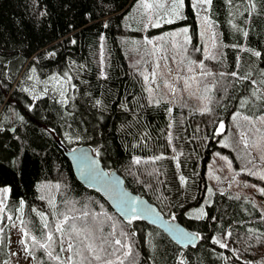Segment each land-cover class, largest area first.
Masks as SVG:
<instances>
[{"label": "trees", "instance_id": "obj_1", "mask_svg": "<svg viewBox=\"0 0 264 264\" xmlns=\"http://www.w3.org/2000/svg\"><path fill=\"white\" fill-rule=\"evenodd\" d=\"M135 1L0 0V189H9L0 264L10 256L12 218L33 264H264V198L244 191L247 181L249 188L259 182L248 156L236 161L243 170L226 187L214 185L207 196L219 125L236 119L248 131L264 115V0H212L216 56L206 60V91L185 84L187 95L160 102L120 40ZM188 94L204 98L202 108ZM80 145L166 218L198 234L197 246L180 247L156 226L123 219L84 186L66 156ZM49 233L51 247H41ZM61 241L81 254L67 257ZM88 243L106 250L101 259L84 250Z\"/></svg>", "mask_w": 264, "mask_h": 264}, {"label": "rangeland", "instance_id": "obj_2", "mask_svg": "<svg viewBox=\"0 0 264 264\" xmlns=\"http://www.w3.org/2000/svg\"><path fill=\"white\" fill-rule=\"evenodd\" d=\"M189 1L194 17L186 13V0H136L125 15L123 25L128 32L120 37L123 51L129 64L140 67L147 75V90L155 102L187 95L185 84L198 83L201 92L206 91L207 83L203 78L210 71L206 60L216 56L215 28L208 15L209 5L204 4L203 0ZM173 5L178 7L174 9ZM169 20L172 22L168 23ZM157 23L159 26H155ZM188 95L190 101L195 104L198 101V107L202 108L203 104L199 101L204 98L197 100ZM254 124L248 126V131H243L238 128L236 119H232L228 127L225 123L223 128L219 127L222 133L218 140L220 148L214 151L207 170L208 197L214 185L226 187L227 183L223 181L234 179L243 170L244 166L236 165L243 155L251 161L250 170L253 172L250 173L259 180L256 187L251 188L247 181L244 191L250 196L254 193L262 195L264 115L256 118ZM8 195V187L0 189V228ZM7 229L10 256L6 264H33L18 218H12ZM65 252L68 257L66 247Z\"/></svg>", "mask_w": 264, "mask_h": 264}, {"label": "water", "instance_id": "obj_3", "mask_svg": "<svg viewBox=\"0 0 264 264\" xmlns=\"http://www.w3.org/2000/svg\"><path fill=\"white\" fill-rule=\"evenodd\" d=\"M66 156L77 179L84 186L99 192L123 219L138 218L156 226L180 247L197 246L200 240L198 234L180 222L166 218L148 198L129 190L124 178L115 170H107L91 146L80 145L66 150Z\"/></svg>", "mask_w": 264, "mask_h": 264}, {"label": "snow or ice", "instance_id": "obj_4", "mask_svg": "<svg viewBox=\"0 0 264 264\" xmlns=\"http://www.w3.org/2000/svg\"><path fill=\"white\" fill-rule=\"evenodd\" d=\"M181 2H182V0H181ZM203 3H204V4H207V5L210 6L211 3H212V0H203ZM147 7H151V5H147ZM176 7H178V5H173V8H174V9H175ZM252 7H255V5H252ZM167 22H168V23H171L172 21L169 20V21H167ZM104 26L107 27V24H105ZM155 26H159V24L157 23ZM244 34L247 35V33H244ZM72 42L74 43V41H72ZM252 54H253L254 56H256L257 58L261 56V53H260L259 51H255V52H253ZM48 55H54V53H50V54H48ZM233 75L235 76L236 74L233 73ZM238 79H248V77H247V76H245V77H238ZM253 83H255V82H253ZM260 83L264 84V81H261ZM253 95H256V92H255V91L253 92ZM258 98H259V97H258ZM205 110H206V111H210V109H205ZM245 119H247V117H245ZM219 127H220V128H223L224 126H223V124L221 123V124L219 125ZM245 147H247V144H245ZM139 162H140L139 160L136 161L137 164H138ZM261 178L264 179V177H261ZM181 179L183 180V178H181ZM261 194L264 195V189L261 190ZM65 222H67V217H65ZM44 227H45V228L48 227L47 223H45ZM55 230H56L57 232H62V231H63V229H62L59 225H57V227H56ZM72 231H76V229L73 227V228H72ZM228 235L230 236L231 233H228ZM33 239H34V238H33ZM47 240L49 241V243H48L47 245H41V247H49V248L51 247V242H52V240H53V236H52L51 233H49V235H48V237H47ZM81 243L83 244V241H81ZM214 243L219 244V246H220L221 248H226V247H227L226 244L221 243L219 240L214 241ZM115 244H117V245H121V247H126L125 245L121 244V241L118 240V239L115 240ZM127 247H128V251L125 252V255H126V256H127V255H131V249H130V246H127ZM60 250H61V251H64V250H65L64 247H63V241H61V249H60ZM67 250L70 251V252H74L76 255H80V254H81V251L75 249L74 246H73L71 243H69V245H68V249H67ZM84 250L93 253V254H94V255H93V258L96 259V260L101 259V256L99 255V252H100V251H106V250L103 249L102 247H100V248H99V251H98L97 248L94 247L92 243H88V244H86ZM51 255H52V253L49 252V256H51ZM84 259L87 260L88 257H84ZM109 264H111V262H109ZM121 264H123L122 261H121Z\"/></svg>", "mask_w": 264, "mask_h": 264}, {"label": "bare ground", "instance_id": "obj_5", "mask_svg": "<svg viewBox=\"0 0 264 264\" xmlns=\"http://www.w3.org/2000/svg\"><path fill=\"white\" fill-rule=\"evenodd\" d=\"M23 205V204H22Z\"/></svg>", "mask_w": 264, "mask_h": 264}]
</instances>
